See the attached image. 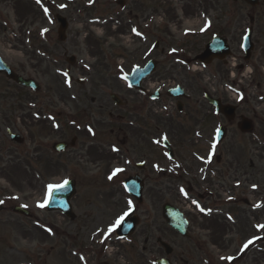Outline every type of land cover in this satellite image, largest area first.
<instances>
[{
  "label": "flooded vegetation",
  "instance_id": "flooded-vegetation-1",
  "mask_svg": "<svg viewBox=\"0 0 264 264\" xmlns=\"http://www.w3.org/2000/svg\"><path fill=\"white\" fill-rule=\"evenodd\" d=\"M241 4L247 7L245 3L241 2ZM45 9L48 10L47 13H45ZM244 11L246 10L240 11L239 25L233 31L230 28L231 15L226 13L223 22L226 26L223 30L218 31V36L227 38L233 50V52L231 50V54L237 53L241 62L250 63L257 58L258 64H261L264 62V48L259 55H257L255 47L250 55L239 49L240 33L244 28H247V16ZM117 13L116 0H40L39 3L37 0H0V22L2 19L3 23L0 25V58L14 73L26 80L34 81L42 80L46 76L50 79L54 78V67L65 64L64 72L58 73L56 76L63 75L71 85L85 87V81L80 79L82 77L80 75L85 70L92 71L93 68L88 66L89 70H87L84 67L86 58H83V49L86 44L74 41L76 38L74 36L78 34L77 31L71 39V25L74 23L72 18L78 20L82 15L87 14L90 17L87 23L93 25L96 24L95 17L114 18ZM92 15L95 16L92 17ZM4 17L13 18L14 26L9 25L8 21L3 19ZM59 18L63 19V24L66 25L62 34H60L62 24L59 22ZM248 19L253 30V37L256 36V39L258 38L259 41L263 42L264 0H261L258 7L251 9V15L248 16ZM219 21L222 22V18ZM138 23L136 22V24ZM138 27L140 28V26ZM214 35L213 33L211 39ZM195 37L197 43H194V46L192 45L190 49L178 47L174 54H168V47H162L165 44L161 42L151 44L150 41H140L138 43L143 48L142 62L138 65H132L143 68L147 63L153 62L156 65L155 72L142 80L140 90H134L123 85L116 89V93H111L118 96L119 99H117V103H113L114 109L111 108L112 110L107 117L109 136L105 137L102 128L97 127V124L94 126V123H88L85 126H80L76 122L71 123L70 114L64 113L63 118L66 120L61 121L62 117L59 113L57 121H50L53 116L44 115V113L49 112L48 107H38L34 104L27 106L25 112H29L36 120H42L49 131H56L61 134V140L53 144L36 140L33 143H28L26 137L17 133L22 136L23 143L16 146V153L14 154L16 157L12 155L11 151L3 155V149H0V201H3L0 203V264H111L108 262L109 246L114 244L116 246L120 243L118 240H113L117 235L116 220L121 217L129 204L128 209H135V216H131L130 219L137 217L138 211L144 205V203L139 205L135 198L126 192L124 188L125 179L132 176L142 179L144 199L148 192H153V195L155 192L166 193L165 190L150 185L154 177L171 179V176L166 173L163 174L164 170L157 169L162 167L164 154L151 153V139L159 137L162 133H167L170 142H173L174 138L181 139L185 135L188 137L193 135L197 139L196 144L207 143V147L203 149L205 152L200 153L194 150V145L175 147L176 159L173 162L177 159L180 162V170L176 178L185 177L188 170L191 173L198 172L202 181H205L207 175L212 176L213 180L218 178V173H215L219 169L218 167L227 166L229 170L225 174L228 182L224 181L222 185L218 186L226 190V198L223 197L220 202L216 201L218 203L213 202L212 204L217 208H228L231 204H235L236 208H239V205L249 207L250 211L255 213L254 215L241 211L242 219L247 222L253 220L250 227L252 235L246 237L244 241L257 235L258 230L254 226L259 224L264 214V206L257 207V205H264L263 197L250 203L247 199H242L241 196L247 190L253 195L262 194L264 191V174L257 176V173H254L256 169L252 161H249L250 167H248L246 161L241 163L239 157H233L234 159L229 160V156L221 157L217 153L227 136H231L233 130H236L242 137H248L246 140L254 143V145L263 142L264 139L261 138L258 130L264 125V97L258 101L257 105L252 106L242 104L252 97L248 94L245 95L244 102L236 104L234 102L230 104V100L224 97L220 100L222 105L233 107V111L227 115L218 114L216 108L207 104L206 101L193 98L195 95L190 93L192 88L190 83L186 84L182 80L187 81V75H190L192 80L200 77L198 73L190 74L187 71L191 68L190 60L203 54L210 39L206 33ZM156 53L161 60L156 56ZM221 56L224 57V54L220 53L219 58ZM213 57L210 55L202 58V61L208 64L206 67L200 65V62H196L194 65L206 68V72L209 74H214L216 70L219 73V78L225 80L229 77V71L225 68L227 58L214 60ZM167 63H169L168 65L173 64L172 66L177 70V74L174 75L178 81L177 86L189 93L187 98L174 100L168 97V91L164 93L162 88L166 87L168 79L167 71H165ZM77 65L80 67L76 68ZM116 67L117 64L115 65L113 62V69ZM76 71L80 74L74 79L73 74ZM0 77L6 79L4 75H0ZM112 78L119 81V73H113ZM79 79L82 80L81 84L77 81ZM120 83L122 85V82ZM258 87L261 88V84ZM122 91L129 95L130 100L124 99L122 93H118ZM86 92L93 93V89ZM68 95L70 96L71 93L69 92ZM157 95H159L158 100L153 101L152 99ZM35 100L36 97H34ZM85 115L86 112L81 113L82 117ZM2 120L7 124L9 118L4 115ZM242 122L251 126L250 133L244 132L241 126ZM152 123L155 124L154 127H152ZM168 126H177L181 131H173ZM68 127L75 129V133L78 135L74 136L71 131L68 132ZM221 128L225 137L217 148L215 147V151H212L211 157L208 159L207 156L210 155L208 154L210 152L209 144L214 141L215 131ZM9 132L10 129H7V136ZM152 133L154 136L151 135ZM55 143H64L70 147L64 152L57 153L53 149ZM6 146L10 147V145ZM98 154L107 155L109 161H101L99 158L101 155ZM70 155H76L79 163V169L72 170L79 177V180L73 175V178L69 176L65 181H71L75 185L74 197L70 200V209L69 211L56 209L57 204L52 208L43 209L44 213L47 212L49 215L67 221L66 230L54 221L38 217L36 212L39 210L36 209L40 208L34 206L36 197H32L31 194L42 192L46 188V179L54 176L55 168L68 166L65 162ZM63 156L67 159L62 161ZM136 161L139 163L135 164ZM189 161L192 162L191 165ZM141 163L144 164L143 170L142 168L137 169L140 168ZM241 164L244 169H242ZM148 166L150 170H147ZM133 168L136 171H133ZM117 169L120 171H115ZM200 170L202 174H200ZM114 172L115 175H113ZM253 173L254 176H252ZM110 176L111 179H109ZM12 177H16L20 184L18 182L19 185H6L7 180L11 181ZM65 182L59 181L53 190L62 189ZM218 183L220 184V182ZM77 189H81L86 195V200L83 202L85 212L82 215H76L74 212L73 200L78 195ZM47 192L52 191L47 190ZM181 192L182 186L178 187L177 194L181 200L187 202ZM236 192L239 193L236 194ZM89 193H91L90 197L88 196ZM217 196L218 191H208V198L212 199ZM153 197L149 196V198ZM166 204L168 203L165 202L164 205ZM177 206L182 211V206ZM19 207L26 210L30 208L31 211L28 210L29 216H24L23 212H19ZM198 215L204 216V214L199 213ZM210 215L212 214L210 213ZM162 216L166 222L164 211H162ZM186 220L190 227L192 221L187 217ZM99 221L100 225H98ZM79 223H82V234L78 237H71L70 225L74 224V227H78ZM237 224L238 219L231 216L230 212L224 216L223 226L227 225L232 228L231 225L237 226ZM166 226L170 233H164L162 234L163 238L152 240L150 250L153 254L154 247H157L158 253V257L153 259V264H158V261L168 264H216L208 251H201L204 258L198 256L199 243L197 240L189 238L190 233L183 236L167 224ZM138 228L139 226L136 232ZM135 233L122 242L127 244L128 248L133 247ZM104 237L106 241H104ZM209 238L213 241L212 237ZM87 240L91 243L89 247L86 244ZM99 240L105 242V245H97ZM187 240L189 242L186 244L182 243ZM179 241L181 243L175 245ZM161 243H165L167 246L163 247ZM95 244L100 249L97 252L92 251L94 255L90 261L88 253L91 252L90 248L94 247ZM220 262L229 264L228 260L225 259Z\"/></svg>",
  "mask_w": 264,
  "mask_h": 264
},
{
  "label": "rangeland",
  "instance_id": "rangeland-1",
  "mask_svg": "<svg viewBox=\"0 0 264 264\" xmlns=\"http://www.w3.org/2000/svg\"><path fill=\"white\" fill-rule=\"evenodd\" d=\"M125 2V9L117 6L118 13L114 18L95 17L96 24L93 25L87 23L90 20L87 14L82 15L79 19L77 18L78 20L72 18L74 23L71 25V39L77 31L78 34L74 36L76 37L74 41L86 44L83 49V58H86L84 67L87 70H89V67L93 68L92 71L85 70L84 73L80 75L82 76L80 79L85 81V87L63 84V77L56 76V73H60V70L64 69L65 64L64 66H55L54 78L50 79L46 76L44 79L37 81L41 87L39 94L18 89L3 77L0 78V149H3V155L11 151L12 155L16 157L14 154L16 153L15 148L17 145L14 143L10 144L9 137L6 135L7 129H10L12 133H21L26 137L28 143H33L36 140L38 142L46 141L49 144H53L61 140V134H58L56 131H49L47 126L42 123V120H36L29 112H25L27 106L33 104L38 105V107H48L49 112L44 113V115L53 116V119H50V121H57L59 113L62 117L61 121L66 120L63 118V115L67 113L70 114L71 123L76 122L80 124V126H85L88 123H94V126L97 124V127L102 128V133L105 137L109 136V120L107 117L110 111L114 109L110 94L116 93L117 88L125 85L124 82H122V77L133 68L132 64L138 65V63L142 62L141 53L143 52V48L142 45H138L140 41H150L151 44L155 42L164 43L165 45H162V47L167 46V52L169 53L172 51V48L174 49L176 47H188V49H190L192 44L197 43L195 35H200L206 31L204 33H206L209 38L211 37L212 33H214V28L212 26L214 25L215 27V25L223 23L220 22L219 19L227 13L228 9L231 15V31L235 30V27L239 25L238 17L240 11L247 9L240 3L233 4L232 0H125ZM249 9L250 8L244 11L247 16L251 15ZM94 16L95 15H92V17ZM3 19L8 21L9 25L14 26L13 18L8 19L4 17ZM136 22L140 25L136 24ZM143 22L145 23L143 24ZM2 24L1 19L0 25ZM138 26H140V28ZM133 29H135V32ZM137 33H139V35H137ZM242 33L245 35L246 30L243 29L240 35ZM198 39L201 38L198 37ZM241 41L243 42V38L240 42ZM253 44L255 49H257V55H259L262 52V48H264V41L261 42L254 36ZM156 56L159 58L157 53ZM113 62L115 65L117 64V67L114 69ZM168 64L169 63L165 65L168 78L166 90L173 88L178 83L177 79L174 77V75L177 74V70L174 69L172 66L173 64ZM251 64L254 65V68L256 67L253 83L254 85L261 83V88L256 89L254 87L251 92H249L250 87L245 86V93H250L252 97L242 104L252 106L257 105L259 97L262 95L263 98L264 95V72L262 70L264 68V62L258 64L256 58ZM77 67H80V65H77L76 68ZM43 70L45 71L44 67ZM187 72L191 74L190 70ZM260 72H262V74H260ZM113 73H119L118 79L122 82V85L119 81L112 78ZM79 74L78 71L74 72V79L78 77ZM191 78L190 75H187L188 80L182 81L186 84L191 83L189 84L192 87L190 93L198 97L203 88V83L197 78L192 84ZM247 83L249 84V82ZM89 89H93V93H85V91ZM69 92L71 93L70 96L68 95ZM118 93H122L124 99L130 100L129 95L125 91ZM34 97H36L35 101ZM83 112H86L85 117L81 116ZM4 115L9 118L7 124L2 120ZM154 125L155 124L152 123V127H154ZM168 127L172 128L173 131H181L177 126ZM55 128H57V125H55ZM67 131H71L74 136L78 135L75 133L76 130L71 129V127H68ZM258 132L261 138L264 139V125ZM151 135L154 136L153 133ZM206 138H208L207 135ZM246 138L248 137H242L236 130L231 131V136H227V139L221 145L217 154L221 157L227 155L229 156V160L234 159L233 157H239L241 163L246 161L248 167H250L249 161H252L256 169L254 173L256 172L257 176L259 174L262 175L264 174V140L261 144L254 145V143L246 140ZM173 141L176 146L188 145V147H190L194 145V150L199 153L205 152L203 149L207 147L206 142L203 144H196L197 139H195L193 135L190 137L185 135L181 139L174 138ZM5 144L10 145V147ZM151 152H153L152 148ZM95 153L98 152L95 151ZM98 155H101L99 157L101 161H109L107 155ZM55 158L57 159L58 157ZM66 159L67 157L65 156L61 158L62 161ZM65 163L68 164L67 167L55 168L54 176L46 179L45 186L47 184L49 186L56 185L59 181L65 182L69 176L73 178V175L79 180V177L72 171L74 169H79L77 156L70 155ZM189 163L190 165L192 164L191 161H189ZM241 167L244 169L242 164ZM218 168L221 170L218 169L215 172L216 174L218 173V178L212 180V176L207 175L205 181L208 180V182L202 181L198 172L191 173L188 170L185 173L186 176H182L181 178H176L177 173H174V178L171 177V179L154 177L150 185L160 190H165L166 193L155 192L153 195V192H148L144 199V205L137 213L139 219L137 226H139V228L134 235L133 247L130 246V248H128L125 243H118L116 246L115 244L110 245L108 249V262L111 264H153V259L158 257V253L157 247H154L153 254L150 250L152 240L155 241L157 238H163L162 234L164 233H170V231L167 230L166 223L162 216V207L164 203L167 202L175 206L181 205L185 216L192 221L189 227V238L198 241L199 257L204 258L201 251L205 250L209 252V255L212 256L216 264H224V262H220L222 259L228 260L229 264H264V242H260L254 247V242L257 239H264V227H261L264 226V214L259 224L254 226L258 230V234L253 236L251 241H247L241 247V243L244 239L252 235L250 227L253 222V220L247 222L242 219L241 211L250 215H254L255 213L251 212L249 207H243L241 205H239V208H236L235 204H231L228 208H217L212 204L213 202H220L221 199L223 197L226 198L225 196L227 195L226 190L218 186L222 185L224 181L228 182L225 173L229 168L227 166ZM147 170H150L149 166ZM133 171H135V169H133ZM81 173L83 175V171ZM254 173L252 176H254ZM18 182L19 180H17L16 177H12L11 181L7 180L6 185H19L20 182L19 184ZM218 182H220V184ZM180 186H182V195L187 197V202L181 200L177 194L178 187ZM184 189H187L190 195L185 193ZM45 190L46 188L42 192L31 194L32 197H36L34 206L36 203L38 205L44 202L43 197ZM209 190L218 191V199L217 197H213L212 199H210V197L208 198ZM77 192L78 195L76 199L73 200L74 212L76 215H82L85 212V209H83V202L86 200V195L81 189H77ZM237 193L239 192H236V194ZM150 195L154 197L149 198ZM239 195L241 196V194ZM88 196L90 197L91 193H89ZM261 197H263L264 201V191L262 194L253 195L247 190L246 193L241 196L242 199H247L250 203H253L257 198L258 200L261 199ZM239 203L241 204V202ZM129 206L130 204L128 207ZM38 208H40L36 209L39 210V212H36L38 217L54 221L60 227L66 229L67 221L65 222L54 215H49L47 212L44 213L41 207ZM228 212H230L231 216L238 219L237 226L231 225L232 228H230L227 225H222L224 216H226ZM198 213L204 214V216L202 217L198 215ZM210 213L212 215H210ZM81 224L82 223H79L78 227H74V224L70 225L71 230L69 231L71 232V237H78V235L82 234ZM98 225H100V221ZM209 237H212L213 241ZM111 238L113 239L112 235ZM103 239L106 241L105 237ZM113 240L117 241L115 239ZM187 242L189 241H183L182 243L186 244ZM180 243L179 241L175 245H179ZM86 244L88 247L91 246L89 240H87ZM97 245L104 246L105 242L99 240L97 241ZM97 245L95 244L94 247L90 248L91 252L88 253L90 261L94 255L92 251L97 252L100 249Z\"/></svg>",
  "mask_w": 264,
  "mask_h": 264
},
{
  "label": "water",
  "instance_id": "water-1",
  "mask_svg": "<svg viewBox=\"0 0 264 264\" xmlns=\"http://www.w3.org/2000/svg\"><path fill=\"white\" fill-rule=\"evenodd\" d=\"M248 3L252 4V5H256L258 3L259 0H246ZM217 51L219 52H222L223 51V42L222 41H219V39H216L214 40L211 44H209V46L207 47V51H206V55H211L213 53H217ZM0 73H5L8 78L12 79L13 81L17 82L19 85L21 86H24V87H29V88H32L34 91H38L39 90V87L32 81H25L23 80L22 78L16 76L15 74H13L6 66H4L3 64L0 63ZM218 106H220L218 104ZM13 140L17 141L18 142V138L16 136L12 137ZM65 147H60L58 148L57 150L59 151H63L65 150L64 149ZM129 186L131 188H134V184L133 182H129ZM132 190V189H131ZM132 192L134 194H139V192H136V191H133ZM73 194V193H72ZM61 194H58L56 193L54 196L55 199H54V202H58L60 203V208H62L63 206H65V203H63L62 200H59L58 197L60 196ZM65 197V199L67 201H69V199L71 198L72 195H63ZM140 197V196H138ZM141 201V199H140ZM66 208V207H65ZM167 209V207L165 208V210ZM166 215H167V211H165ZM133 225L136 226V221H132ZM132 232V231H131ZM182 233L183 234H186V223L184 224V226L182 227Z\"/></svg>",
  "mask_w": 264,
  "mask_h": 264
},
{
  "label": "snow or ice",
  "instance_id": "snow-or-ice-1",
  "mask_svg": "<svg viewBox=\"0 0 264 264\" xmlns=\"http://www.w3.org/2000/svg\"><path fill=\"white\" fill-rule=\"evenodd\" d=\"M40 2V0H37V3H39ZM47 9H45V13H47ZM133 31L135 32V29H133ZM137 35H139V33H137ZM115 171H120V169H117V170H115ZM113 175H115V172L113 173ZM112 177L110 176L109 177V179H111ZM67 182H65V184H66ZM255 187V186H254ZM0 203H3V201H0ZM38 207H41V208H43V207H45V204H43V203H39L38 205H37ZM261 206H264V205H257V207H261ZM261 227H264V226H261Z\"/></svg>",
  "mask_w": 264,
  "mask_h": 264
}]
</instances>
